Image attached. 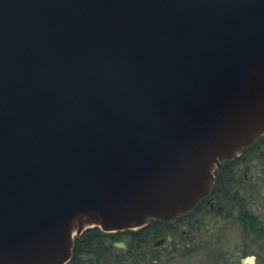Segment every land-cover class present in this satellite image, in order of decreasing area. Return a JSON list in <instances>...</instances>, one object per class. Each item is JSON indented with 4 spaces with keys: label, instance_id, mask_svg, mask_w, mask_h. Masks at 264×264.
<instances>
[{
    "label": "water",
    "instance_id": "obj_1",
    "mask_svg": "<svg viewBox=\"0 0 264 264\" xmlns=\"http://www.w3.org/2000/svg\"><path fill=\"white\" fill-rule=\"evenodd\" d=\"M263 134L264 0H0V264L171 220Z\"/></svg>",
    "mask_w": 264,
    "mask_h": 264
},
{
    "label": "rangeland",
    "instance_id": "obj_2",
    "mask_svg": "<svg viewBox=\"0 0 264 264\" xmlns=\"http://www.w3.org/2000/svg\"><path fill=\"white\" fill-rule=\"evenodd\" d=\"M254 162L250 170L243 169V166L236 170L232 179V188L236 187L240 191L241 195H239L244 200L250 201L249 204H252L264 226V157L258 156ZM211 220L197 223L198 229L193 233L195 244L185 243L186 232L184 238L179 239L180 242L178 240L174 243L164 242L159 246L154 245L153 242H145L141 249L136 248L132 252L113 245L115 256L110 257L107 264H242L245 258H251L253 264L258 257V260L264 258V240L242 232L241 226L233 216L218 219L216 224H211ZM93 228L95 227L84 229ZM159 238L156 236L154 239L159 240ZM131 253L140 256L132 258Z\"/></svg>",
    "mask_w": 264,
    "mask_h": 264
},
{
    "label": "trees",
    "instance_id": "obj_3",
    "mask_svg": "<svg viewBox=\"0 0 264 264\" xmlns=\"http://www.w3.org/2000/svg\"><path fill=\"white\" fill-rule=\"evenodd\" d=\"M254 147L253 145H248L246 147H243L242 150L244 152H249ZM232 166L228 167L229 169L231 167H237L238 163L237 161H233ZM218 183V187L221 189V193L219 192V197L216 196L217 203H220V200H224L223 202V208L220 210H213L211 213L213 216V220L211 224H216L219 219V214H226L227 216H230L235 219L237 223L241 226L242 232L253 234L258 239L264 240V226L262 225L257 213L252 208V204H249V200H244L240 195V191L238 190V193L232 188L230 185H227L225 183V187L228 191V197L224 196V189L221 188L219 184V180L216 181ZM212 188H215V184H213ZM217 195V192L214 193ZM240 194V195H239ZM228 202L230 204H228ZM199 206V205H198ZM198 207L195 209H191L185 213H182L178 216H176L174 224H178L179 226H183L185 224V219L189 218V214L193 212H197ZM202 212V211H201ZM200 212V213H201ZM225 215V216H226ZM174 219V218H173ZM224 219V218H221ZM172 220V219H171ZM210 222V221H209ZM169 228V226H167ZM144 230L148 231L149 233H155L159 230L166 229V225L157 224L154 223V221L150 222V224L143 228ZM198 229V228H197ZM190 230L188 232L186 242H189L190 244L194 243L195 236L193 235L194 230L193 227H190ZM167 231V230H164ZM128 237L135 240V237L132 234L128 233H122V232H112V233H106L101 231L99 228L95 227L91 230H84L76 239H74L73 242V248H72V254L71 258L66 264H107L110 257L115 256L113 253V244L114 242L121 241ZM132 235V236H131ZM131 252L132 250L135 251L136 247L134 243L128 248ZM174 249V248H173ZM139 251V250H138ZM189 252V251H188ZM132 258L136 256H140V254H132L130 255ZM145 256V254L143 255ZM142 260L144 259L141 258ZM151 259V258H150ZM257 258L255 264H264V258ZM253 263V264H254Z\"/></svg>",
    "mask_w": 264,
    "mask_h": 264
},
{
    "label": "flooded vegetation",
    "instance_id": "obj_4",
    "mask_svg": "<svg viewBox=\"0 0 264 264\" xmlns=\"http://www.w3.org/2000/svg\"><path fill=\"white\" fill-rule=\"evenodd\" d=\"M253 149L250 150L249 152H244L242 149L240 150V152L236 155H233L231 158L226 159L222 162H220L219 166L215 168L213 175H214V179H213V184H215V188L211 187V191L210 193L203 197L197 205H195L192 209H195L196 207H198V211L197 212H193L191 214H189V218L185 219V224L183 226H179L178 224H174V221L176 218L172 219V220H159V219H149L143 226L137 228V229H125L123 231H119L122 233H130L135 237V240L128 237L129 235H127V237L123 240H121L122 242L125 243V249H128L133 243L135 245V247L138 249L145 244V242H153L154 245H161L164 242L166 243H171V242H176L178 240V242H180L179 239L184 238V235H188V232L191 231L190 227L192 226L195 231H197L198 228V224L201 223H205L206 220H210V218L212 219L214 215H212L210 213V211L215 210H220L223 208V201L225 200H220V203H217L216 201V196L217 198L219 197V192L221 193V189L220 187H218V183L216 181L219 180V184L221 186V188L224 189V196L226 197V195L228 194V191L226 189V185H230L231 187H233V176L236 172L237 169H239L240 167L243 166V169H247L250 170L251 165L255 164V159L259 156V158L264 157V134L262 136H260L253 144ZM237 161L238 165L237 167H231L230 169L228 167L232 166V162ZM244 178H247V175H244ZM234 190L238 193V189L235 187ZM217 192V195H215L214 193ZM228 197V195H227ZM231 203V202H230ZM228 202V204H230ZM232 204V203H231ZM199 205V206H198ZM202 211V212H201ZM201 212V213H200ZM226 214H219V219L221 218H225V217H229V216H225ZM154 221V223L157 224H162L166 225V229H161L158 232L155 233H148V231L144 230L143 228L147 227L150 222ZM169 226V228L167 227ZM167 230V231H164ZM186 230V231H185ZM184 233V234H183ZM131 235V236H132ZM79 236V235H78ZM76 236L75 239L78 237ZM156 236H159V240H156L154 238H156ZM168 236H170V240H168ZM115 243V242H114ZM114 245V244H113ZM175 247V246H173Z\"/></svg>",
    "mask_w": 264,
    "mask_h": 264
}]
</instances>
